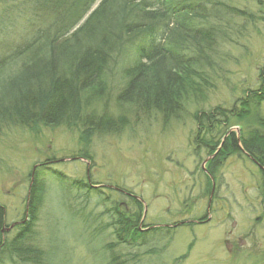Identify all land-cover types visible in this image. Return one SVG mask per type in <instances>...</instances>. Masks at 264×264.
Returning <instances> with one entry per match:
<instances>
[{"label":"rangeland","instance_id":"rangeland-1","mask_svg":"<svg viewBox=\"0 0 264 264\" xmlns=\"http://www.w3.org/2000/svg\"><path fill=\"white\" fill-rule=\"evenodd\" d=\"M119 1V12L123 11L125 20L131 21L140 0H133L136 3L133 7L129 6V0ZM198 1L205 14L218 9L222 12L210 13L221 16L218 19L224 31L222 44L213 55L211 68L206 67L211 72V87L194 95L186 94L182 102L173 106L174 112L159 113L151 103L145 109L146 105L136 99L131 103L120 100L128 74L138 63L136 44L141 40L125 35L123 20L121 37L118 39L115 33L111 39L117 42L121 39L123 45L118 50H108L110 60L102 83L90 94L80 95L75 126L38 125L29 129L3 122L0 116V206L5 210L4 240H11L18 232L9 225L27 222L24 207L31 182L37 179L44 192L32 244L45 252L46 264H264L261 172L244 154H232L219 161L210 179L207 165L212 157L207 158L204 151L196 149L194 137L198 126L193 118L214 107L231 108L247 89L257 88L258 70L264 65V0ZM39 2L0 0V22L14 3L19 7H11L8 12L11 18L6 16L9 18L0 28V55L29 36L30 23L41 24L36 17L37 14L41 17V13L28 8L31 4L38 6ZM98 3L99 0L74 29L85 22ZM226 6L240 13L235 14ZM207 18L206 25L217 21L209 15ZM99 24L98 20L94 25ZM94 34L85 44L99 39L96 31ZM79 46L80 43L73 42L66 47L60 43L52 45L57 50L54 49L51 57L58 63L52 76L69 72ZM46 62L49 59H41L36 68L41 82L45 83L49 80ZM29 65L25 67L17 58L0 71V87L25 73ZM159 79L164 81L163 74L160 73ZM44 86L37 90L45 91ZM17 99H4L0 107ZM91 113L95 119L104 113L111 116L120 126L118 132L95 134L84 145L82 131L95 120L79 123ZM258 113L264 117V101ZM244 125L232 126L230 131L239 136L246 131ZM86 177L101 186L106 203L93 194L85 197L84 189L67 192L59 185L86 181ZM136 198L140 206L131 200ZM112 201L129 215L140 212L141 227L168 224L169 233L162 230L146 240L111 245L117 240L113 235L115 227L111 226L112 214L106 210ZM178 222L185 224L170 227ZM110 252L115 254L113 259Z\"/></svg>","mask_w":264,"mask_h":264},{"label":"trees","instance_id":"trees-1","mask_svg":"<svg viewBox=\"0 0 264 264\" xmlns=\"http://www.w3.org/2000/svg\"><path fill=\"white\" fill-rule=\"evenodd\" d=\"M39 1L38 6L31 4L28 8L41 13V17L40 14L36 15L41 24L30 23L29 36L13 49L5 50L0 55V71L16 62L17 58L25 67L30 64L25 73L21 72L19 76L1 85L0 101L15 97L18 99L1 105L0 116L3 117V122L26 126L29 129L38 125L75 126V119L79 117L77 105L80 95L90 94L95 86L102 83L103 73L108 69L110 60L108 50L116 48L118 50V47L123 45L121 39L118 42L111 40L115 33L117 38L121 37L119 35L122 29L121 22L125 20L123 11L119 12L121 8L119 0H99L85 22L74 29L98 0ZM129 1L131 7L137 3L138 11L131 21L128 19L124 21V33L131 34L130 36L134 38L140 37L141 40L136 44L138 63L131 74H128V82L120 100L131 103L130 101L136 99L143 105L151 103L153 110L159 113L174 112L171 109L176 102L177 104L182 102V97L186 94L201 93L212 85L209 78L211 72L206 70V67L211 68L213 55L222 44L220 38H223L224 31L219 27L221 19L218 18L221 16L210 13H218L220 9L207 11L205 14L198 0H140L136 3L133 0ZM13 6L19 9L15 3ZM11 7L2 16L0 28L5 26L3 23L9 17L11 18L8 14ZM226 7L235 14L240 13L238 9ZM208 15L217 21L214 20V24H204L209 21ZM98 20L100 24L94 25ZM94 30L100 36L99 39L91 41L93 44L89 42L85 44L95 35ZM50 38L52 39L50 44L43 46ZM72 42L80 43L79 54L70 62L73 63L72 67L69 72L52 76L58 64H55L51 57L57 50L52 45L60 43L66 47ZM41 59H49V62H46L48 68L46 75L49 79L46 83L41 82V75L36 71ZM160 73L163 74L164 81L159 79ZM22 83L24 85L33 83L36 86L24 87ZM44 84L45 91L37 90V87ZM257 85L255 89H247L244 96L231 108L218 106L193 116L198 126L194 137L196 149L204 151L206 157H212L207 165L208 177H214V170L225 156L244 154L257 165L264 182V117L258 113V107L264 101V65L258 70ZM145 109H148L147 105ZM86 120L93 122L82 131L81 142L84 145L88 144L93 135L118 132L117 129L120 127L105 113L99 119H95L92 113L88 114L79 124ZM235 125H244L246 131L237 136L230 131ZM57 175L62 178L61 174ZM59 185L67 192L72 189L77 191L84 189L85 197L93 194L99 197L103 204L106 203V198L102 197L104 191L101 190V186L92 183L89 177H86V181L75 180L67 186L60 182ZM43 192L41 183L34 179L24 207V215H28V220L15 225L14 228H17L18 232L11 240L3 239L5 210L0 206V263L46 264L45 252L32 244L38 211L43 202ZM131 200L140 206L138 200ZM106 210L112 214L111 226L115 227L113 235L117 240L111 243L113 246L122 241L135 243L139 239L146 240L152 235L157 236L162 230L165 234L169 233L167 228L161 227L139 230L140 212L136 211L129 215L125 209L117 206L116 202ZM109 256L113 259L115 254L110 252Z\"/></svg>","mask_w":264,"mask_h":264},{"label":"water","instance_id":"water-1","mask_svg":"<svg viewBox=\"0 0 264 264\" xmlns=\"http://www.w3.org/2000/svg\"><path fill=\"white\" fill-rule=\"evenodd\" d=\"M13 226H14V224L10 225V227H9V228H11V227H13Z\"/></svg>","mask_w":264,"mask_h":264}]
</instances>
